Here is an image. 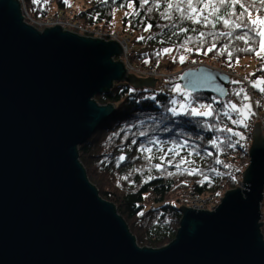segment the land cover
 I'll return each mask as SVG.
<instances>
[{"label":"water","instance_id":"obj_1","mask_svg":"<svg viewBox=\"0 0 264 264\" xmlns=\"http://www.w3.org/2000/svg\"><path fill=\"white\" fill-rule=\"evenodd\" d=\"M120 42L43 31L19 0H0V264H264V130L255 124L242 186L213 210L181 207L176 237L141 246L116 205L101 196L79 146L116 111L96 96L114 85L156 88L129 73ZM229 74L186 70L183 90L224 99Z\"/></svg>","mask_w":264,"mask_h":264},{"label":"trees","instance_id":"obj_2","mask_svg":"<svg viewBox=\"0 0 264 264\" xmlns=\"http://www.w3.org/2000/svg\"><path fill=\"white\" fill-rule=\"evenodd\" d=\"M167 2L169 0H149V4L141 7V0H106V2L40 0L39 4H34L33 0H25L26 10L32 17L64 14L71 9L86 26L108 31L118 29L128 33L127 36L136 44V51L150 61H164L171 56H176L179 60L180 56H184L185 59H198L204 62L218 61L222 67L233 69L237 57L242 59L255 55V52L241 51L248 45L243 41L235 40L234 36L242 34V30L238 29L233 37H217L213 41L207 33L227 32L229 29L221 24H217L216 29L194 25L189 21L176 19L177 13H173V21L164 20L160 13L165 10ZM241 2L249 6L253 19L257 14L264 16V5L259 0L255 2L241 0ZM156 3H159V9L156 8ZM129 4L132 7H128ZM149 8H152L151 12L148 11ZM236 10L239 11L238 5ZM126 12L130 15L125 16ZM134 12H138L139 15H132L131 13ZM116 13L120 14L118 19ZM172 23L176 24V28L171 27ZM147 24L152 25L149 31L144 30ZM164 25L169 26L164 27ZM180 27L196 28L198 31L171 36L173 32H178ZM200 31L206 34L207 42L203 46L199 39H194L193 43L187 45L193 51L186 52L179 47L185 38L198 37ZM140 36L145 39H138ZM148 37L153 38L148 39ZM211 43L216 44V49L205 55ZM225 44L233 53L231 67L227 55L218 54V50ZM253 47L258 51L259 47L255 43ZM163 48H172L173 51L163 56L154 55ZM196 48H200V51L197 52ZM178 79L179 76L168 78L161 82L160 88L143 89H136L125 82H117L110 91L97 95L96 99L101 104L115 103L116 111L109 120L100 125L88 141L79 146L80 160L90 180L99 189L102 197L116 205L141 246L163 247L176 237L182 218L181 207L185 206L187 197L198 193L203 196L210 194L221 196L223 190L237 186V180L231 174L234 167L232 158L236 157L231 150L238 144L226 131L227 128L235 131L237 125H233L231 120L223 115V111L227 110L224 106L229 101L238 106L241 104L242 96L237 98L234 91L243 87L248 94V88L242 81L240 84L230 82L227 87L228 95L224 99L214 94L194 93V91H188L189 98L184 99L182 95L178 96L171 91L175 85H178ZM231 81L240 80L232 77ZM255 90L258 91L256 88ZM153 96L155 100L151 98ZM171 99L177 101L182 99L186 108L193 99L191 107L211 104L214 114L211 117L173 116L167 109L176 107L179 110V104L171 105L169 103ZM237 118V115L232 113V119ZM208 125L214 126L213 130H209ZM215 128H224L225 131L217 132ZM141 132L145 135H140ZM133 139L136 141L135 144H132ZM213 139H216L218 148L210 143ZM149 140L157 143L149 145ZM229 143L234 144L235 147H229ZM176 145H185L178 149L179 155L168 152L169 148ZM141 146L152 147V153H142L139 151ZM190 152L191 156H189ZM197 152L199 155H196ZM209 152L212 153L211 156L207 155ZM121 155L125 156L122 162L118 160ZM148 155H152L153 159L150 161L146 159ZM161 156L165 157L164 167L163 170L157 171L154 165L161 163ZM182 157L189 161L182 165L183 174L178 173L175 168V164ZM217 159L222 163H215ZM168 160H172L173 163L169 165ZM225 164L229 167H224ZM190 168L200 169L201 174L188 175L187 170ZM168 172H172L173 175H167ZM149 177L153 178L148 179ZM219 200L221 201V197Z\"/></svg>","mask_w":264,"mask_h":264},{"label":"snow or ice","instance_id":"obj_3","mask_svg":"<svg viewBox=\"0 0 264 264\" xmlns=\"http://www.w3.org/2000/svg\"><path fill=\"white\" fill-rule=\"evenodd\" d=\"M66 2V0H65ZM102 2H106V0H102ZM255 2V0H254ZM259 2L264 5V0H259ZM34 4H39L40 0H33ZM149 4V0H141V7L144 5ZM237 5L239 6V11L237 12ZM156 8L159 9L160 5L159 3L155 4ZM128 7H132L131 4L128 5ZM149 12L152 11V8L148 9ZM259 12V10H258ZM173 13H177L178 16L176 19L182 20V21H189L194 25H203V27L208 28L211 27L212 29H216L217 24H221L224 28L229 29L227 32H209L207 33V36L211 37L213 41L217 39V37H233L234 33L236 31L242 30V34H236L234 36L235 40L243 41L245 45H248V47L241 49V51L246 52H255V55L262 60H264V16H261L257 14L256 18H252V12L250 11V8L245 3H242L241 0H169L167 2L165 10L161 12V17L164 20L167 21H173ZM132 15H139L138 12L131 13ZM130 15V13H125V16ZM129 24H131V21H129ZM169 25H164V27H168ZM171 27L176 28V24L172 23ZM152 28L151 24H147L145 27V31H149ZM188 31L197 32L198 30L196 28L188 29L185 27H180L178 29V32H173L171 36H176L179 33H187ZM171 36L169 39H171ZM153 37H148V39H152ZM259 38V39H257ZM138 39H145V37L140 36ZM194 39H199L201 46H203L204 43H206V34L203 31H200L198 33V37H187L184 39L183 43L179 45L180 48H183L186 52L193 51L192 48H188L187 45L189 43H193ZM163 42V41H162ZM252 42V43H250ZM253 43H255L259 50L257 51L256 48L253 47ZM214 49H216V44L211 43V45L207 48L205 51V55L207 52H211ZM197 52L200 51V48L195 49ZM173 51L172 48H163L161 51L154 53L156 56H163L166 54H170ZM219 55H227L229 66L231 67V60L233 57L232 51L229 50V47L227 44H225L220 50H218ZM176 58L173 57V62H175ZM185 60L184 56L179 57V62L183 63ZM149 61L145 60V63H148ZM236 63L239 64V58H236ZM259 71L264 72V64H262ZM250 75L255 76V73H251ZM247 79V77L245 78ZM234 84H240L241 81H231ZM251 86L253 88L258 89L259 92L264 93V77H257L256 80L251 82ZM171 91L181 93V95L185 96L187 98L188 93L183 92L179 85H175ZM234 95L237 98H240L242 96L241 104L238 106L236 103H233L229 101L227 105L224 107L227 109L223 111V115L227 117L229 120H231V123L233 125H245V121L250 118L253 113L251 112V105L248 103H244L245 101H249L250 97L245 91L243 87L239 88V90L234 91ZM153 100H155V96L151 97ZM194 102L189 101V107L186 108L184 102L180 101L178 102L176 99H171L169 103L171 105H177L179 103V110L176 107L168 108L167 111L171 112L173 116H181V115H187L191 117H211L213 116V108L211 104L205 105V104H199L198 107H191V104ZM190 109V110H189ZM232 113H235L237 115V119H232ZM212 125H208L209 130H213ZM217 132L225 131L224 128H215L214 129ZM226 131L230 133L232 136H238L240 139H243V136L241 133L233 131L232 128H227ZM118 135V134H114ZM140 135H145V133L141 132ZM111 139V137L109 138ZM230 141V137L228 138ZM239 141H237L238 143ZM136 141L133 139L132 144H135ZM157 143L156 141L149 140L148 144L152 145ZM213 147L218 148L219 145L217 144L216 139H213L210 141ZM185 145H176L172 148L168 149V152L172 153L173 155H179L178 149L183 148ZM229 147H235L234 144L229 143ZM160 150V149H158ZM142 153H152V147H144L141 146L139 149ZM167 153H165V156ZM192 153H189V156H191ZM196 155H199L197 152ZM207 155L211 156L212 153L209 152ZM149 161L153 159L152 155H148L145 157ZM118 160L120 162L125 160V156L121 155ZM161 163L154 165L157 171L163 170L165 157H160ZM167 163L171 165L173 163L172 160H168ZM189 163L186 158L182 157L181 160L175 164V168L178 173L183 174L182 165ZM215 163L220 164L222 163L221 160L217 159ZM119 166V165H118ZM224 167H229V165L225 164ZM212 171H216V169H212ZM188 175H196L201 174L200 169L198 168H190L187 170ZM167 175L171 176L173 175L172 172H168ZM153 177H149L148 179H152ZM124 179H127V177H124ZM205 179H208L205 177ZM147 182V181H145Z\"/></svg>","mask_w":264,"mask_h":264},{"label":"built area","instance_id":"obj_4","mask_svg":"<svg viewBox=\"0 0 264 264\" xmlns=\"http://www.w3.org/2000/svg\"><path fill=\"white\" fill-rule=\"evenodd\" d=\"M21 5H22V10H23V15H24V20L31 24L34 25V27L38 28L39 30L43 31L46 27H54L56 25H61L63 27L64 30H69L72 32H75L77 34L80 35H84V36H88V32L89 30H95V33L98 35H100L101 33L89 26L84 25L77 16H75V14L73 12H70L71 14L66 15V16H70L69 18H65V13L64 14H59L57 13L55 16L51 15H46V16H42V17H32L29 15V13L26 10V4H25V0H19ZM55 17V18H54ZM64 20V21H62ZM72 25V27L74 29H78L79 31H82V33L77 32L75 30H72L70 27L66 26V25ZM84 32V33H83ZM116 33V34H115ZM115 34V36L121 40V42L117 39L118 42H120L122 48H123V58L120 57L121 61L124 63L126 69H128L129 73H133L136 74L138 76H143V77H157L159 80L166 77L165 73H164V69L165 67L168 66V64L160 66L159 68V64L160 61H150V59H147L144 55H142L141 53H138L136 51V44L129 38V36H121L119 33L114 32L112 34L109 35H113ZM100 36H103L102 34ZM89 37H92L89 35ZM105 40H114L116 39L114 36H103V37H99ZM127 52V53H126ZM115 59H119V58H115ZM145 60L149 61L148 63H145ZM196 64L193 62H189L187 65H185L182 70L184 69H191V68H195ZM226 73V72H225ZM227 74H229L230 76H234V72L233 70H227ZM158 80V83L160 82ZM158 87V84L157 86ZM259 92V91H258ZM254 99L260 101L259 105L256 104L255 106V110L254 113L256 115V117L260 119H263L262 117H260V112H261V108H262V102L264 101V93L260 94H256L254 95ZM255 104V102H254ZM250 135H247V139H246V145L250 144ZM243 146V145H242ZM250 147V145H249ZM232 153V150H231ZM248 155H249V151H248ZM250 159V157H249ZM234 164V163H233ZM247 163L242 161L241 159H238L237 163L234 164V167L231 170V174L236 178L237 183L240 180V177L242 176L243 173V169H247L246 168ZM244 169V170H245ZM219 195L217 194H210V195H199L198 194H194L189 196L188 198V202L187 205L188 207H192L194 209H205V210H213L217 207V205L219 204L220 200H219ZM264 209V199L262 202V208ZM261 222H263L262 225V233L264 236V210H263V214H262V218H261Z\"/></svg>","mask_w":264,"mask_h":264},{"label":"rangeland","instance_id":"obj_5","mask_svg":"<svg viewBox=\"0 0 264 264\" xmlns=\"http://www.w3.org/2000/svg\"><path fill=\"white\" fill-rule=\"evenodd\" d=\"M73 11L74 10H71L70 9V10L67 11V13L65 12V14H64L65 15V18H69L70 16H66V15L71 14L70 12H73ZM55 15L56 14H52V16H55ZM119 15H120L119 13H116L117 19H118ZM62 21H64V20H62ZM66 26L70 27L72 30H75L77 32L82 33V31H79L78 29H74L72 27V25H68L67 24ZM92 28L98 30L104 37L105 36H114L116 38V39H114L115 41H117V39H118L115 36L116 33L113 34V35H109V34H112L114 32H117L121 36L128 35V33H124V32H122V31H120L118 29H111V30L108 31V30L101 29L99 27H92ZM88 34L90 36H92V37H103V36H100L101 34L100 35L99 34L97 35L95 33V30H89ZM119 41L121 42V40H119ZM121 58H123V56ZM175 58H177V57L175 56ZM119 59H120V57H119ZM119 59H115V60H119ZM189 62L195 63L196 64V67L195 68H198L201 65H205V66H208L210 68H213V69H216V70H220V71H223V72H226V73H227V70H233V72L235 74H234V76H230L231 78L233 77V78L238 79V80L242 81L243 83H245V85L248 88V90H250L254 95H256L258 93L260 94V92L256 91L251 86V82L254 81V80H256L257 77H264V73L262 71H260V73H259V69H260L259 66L261 64H264V60H262L261 58L257 57L256 55L248 56V57L239 59V64L235 63V65L233 66V69H229V68L222 67L221 65H219V62L218 61H206L205 60V62H204V61L198 60V59L197 60L196 59H185L183 63H180L179 60H178V58H177L175 60V62H173V56L168 57L164 61L161 60L160 61V64L158 66L160 68V66H162V64L163 65H166V64L172 65V70L176 71V70H179V69L183 68ZM251 73H255V76L250 75ZM140 77L142 78L143 76H140ZM246 77H247V79H245ZM154 78L158 79L157 77H154ZM158 87L159 88L161 87L159 85V83H158ZM180 88L182 89L183 92L188 93V91L187 90H183V88L181 86H180ZM173 93L176 94V95H178V96L181 95V93H177V92H174V91H173ZM182 98L185 99V96H183ZM187 98H189V93H188ZM178 101L179 102L180 101L183 102L182 99L181 100H178ZM254 102H255V104H254ZM245 103H248V104L251 105V112L253 113V115H251L250 118L245 121V125L246 126H241V127H237L236 126V128H234L236 132L241 133L244 137H243V139H241V141L239 143H237L238 146H236L234 149H232L233 156H236V157L232 158L233 159L232 160V163L236 164L237 161H238V159H241L242 161H244V162L247 163V165H246V168H247V166L249 165V162H250L249 155H248V151L250 149L249 148V145L251 146V144H252V138H251L252 136H251L250 137V144L249 145H246L247 133L248 132H250L251 134L253 133L255 124L257 122H261L262 125H263V129H264V101L262 102V105L263 106H262L261 112H260V117H262L263 119H260V120H259L258 117H256V115H254V111H256L255 110V106H256V104L259 105V103H260L259 99L258 100L257 99L256 100L253 99V101L251 99H249V101H246ZM184 104H185V102H184ZM244 169H243V171H244ZM241 183H242V176L240 177L239 182L238 183L236 182V184H237V186H239ZM226 191L223 190L222 191L223 193L221 192L222 195L220 194L221 196H219L218 198L221 197V199H222V197L224 196V194H225ZM188 198L189 197L186 198V204H185V206H188L187 205Z\"/></svg>","mask_w":264,"mask_h":264},{"label":"bare ground","instance_id":"obj_6","mask_svg":"<svg viewBox=\"0 0 264 264\" xmlns=\"http://www.w3.org/2000/svg\"><path fill=\"white\" fill-rule=\"evenodd\" d=\"M93 38H99V37H93ZM102 39V38H101ZM261 66H262V64L259 66V68H261ZM191 69H193V68H191ZM186 70H188V69H184V70H182V68L181 69H179V70H176V71H174V70H172V65H168L167 67H165V69H164V73H165V75H166V77H164V78H162V79H160L159 81V85L161 86V82L162 81H164V80H166V79H168V78H173V77H176V76H179V79H178V85L179 86H181V84L179 83V80H180V77H181V75L186 71ZM264 73V72H263ZM182 87V86H181ZM255 89V88H254ZM248 95H249V97H250V99L253 101V99H254V94L250 91V90H248ZM100 103V102H99ZM101 104V103H100ZM254 115H255V113H254ZM242 125H237V127H241ZM264 130V129H263ZM247 135H250V136H252V134L250 133V132H248L247 133ZM243 136V135H242ZM244 137V136H243ZM232 138H233V140L235 141V143H237V141H241V139H240V137H238V136H232ZM238 142V143H239ZM239 186H242V183L239 185ZM236 187H238V186H236ZM235 187V188H236ZM233 189V188H232ZM263 210L264 209H262V214H263Z\"/></svg>","mask_w":264,"mask_h":264}]
</instances>
